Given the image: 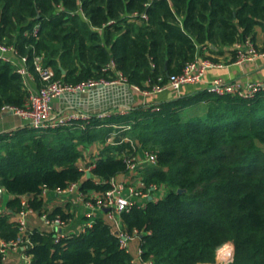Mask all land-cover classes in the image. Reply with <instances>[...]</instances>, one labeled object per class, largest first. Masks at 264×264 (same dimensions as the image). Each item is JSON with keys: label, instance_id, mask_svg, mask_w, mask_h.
<instances>
[{"label": "trees", "instance_id": "16d2710c", "mask_svg": "<svg viewBox=\"0 0 264 264\" xmlns=\"http://www.w3.org/2000/svg\"><path fill=\"white\" fill-rule=\"evenodd\" d=\"M258 28L264 32V0H0V41L30 58L43 52L56 77L73 83L116 77L103 70L113 61L131 84H164L205 47L215 50L247 38L257 45ZM26 94L16 66L0 58V109L22 106ZM201 101L206 112L184 118L183 110ZM92 117L86 129L26 126L0 132V186L14 195L10 208H23L20 196L31 193L28 206L41 210L44 190L64 189L83 177L77 165L82 145L105 142L110 123L130 124L121 135L158 153V164L144 171L146 182L166 188L163 197L121 213L127 231L141 235L142 260L211 263L217 248L232 242L228 264H264V90L253 98L204 90L135 105L127 114ZM132 148L126 140L106 143L91 169L103 182L89 177L80 189H107L127 169L125 155ZM57 215L66 217L60 207L48 214ZM18 236V222L0 212V237ZM29 236L30 264H133L100 216L79 233L58 237L33 229ZM226 249L232 251H219Z\"/></svg>", "mask_w": 264, "mask_h": 264}, {"label": "built area", "instance_id": "2783aa9c", "mask_svg": "<svg viewBox=\"0 0 264 264\" xmlns=\"http://www.w3.org/2000/svg\"><path fill=\"white\" fill-rule=\"evenodd\" d=\"M38 28L35 27L34 35H37ZM237 59L246 60L254 58L258 53L257 46L250 39L247 38L244 41L236 43ZM0 58L4 61L11 62L16 66V71L21 74L23 81V89L26 91V98L22 106L15 105H4L0 109V113L11 112L15 115L20 116L25 121V125L29 128L44 130L48 128L64 127L68 126L71 128H88L93 119V115L97 114L100 119H105L109 114V111L99 112V113H89V112H64L59 113L54 107V100L59 96L66 93H87L96 88L112 85L115 83H129L128 78L121 71L116 69L115 62L109 63L103 68L104 71H113L116 75L114 78L102 77L99 79L89 78L87 80L80 81L78 83H73L64 80L63 78H57L55 70L52 66L46 65L44 61V53L34 52L31 58L28 55L19 54L18 49L13 44H6L0 41ZM215 65L214 62L207 58L196 57L193 60L188 61L184 68L178 72L170 75L168 80L164 84L154 83L150 84L149 81L146 85H151V87L142 88L139 85L133 84L137 89L143 90L145 93L161 91L165 88L172 87L175 89L181 88L185 84L196 83L200 81L206 70ZM36 76L40 79V86L38 89L33 88L29 81L34 79ZM158 79H162L159 77ZM131 84V83H130ZM209 92H214L220 95H237L245 98H253L260 91L264 90V81H249L244 82L241 79L226 80L223 77H216L210 81L208 88ZM158 108V107H155ZM130 110L129 108H124L119 114H126ZM79 120H83L78 122ZM116 131L111 132L107 136L108 143L119 144L121 141L126 140L132 143V152L125 155V161L127 163V169L125 171L135 172L137 178V183H132L131 181L118 180L112 177L109 180V187L103 191H97L95 196L90 197L87 203V221L86 227L92 226L96 217L100 212H104L110 220H114V230L120 237L121 246L127 251L130 250L129 239L131 238V233L127 230L122 229V224L117 215L121 216L123 211H128L132 206H145V204L139 202L140 199H146L152 191L163 190L165 191V186L157 185L155 183L149 184L146 182L144 173L141 171L142 165L152 166L158 164L159 157L156 151L144 150L143 162L138 159V148L135 146L133 140L128 136L117 141L114 135L123 129L130 128V124L120 125L117 123H110ZM95 162L90 164L85 171H91ZM80 181L71 182L66 188L58 190H80ZM45 191V190H44ZM5 190L0 186V198L2 197ZM33 210L27 203L24 204L22 210L20 211V216L18 218L19 225V236L16 239L6 241H0V252L2 253L3 259L7 256L9 249L16 248L20 245L23 246L24 261L22 264H30L32 255L27 253L26 248L32 245L30 241L29 234L32 232L26 222V211ZM43 217L49 222L62 224L65 219L60 215L55 218L50 219L48 214H43ZM118 219V220H117ZM138 234L139 232L135 230ZM62 237V236H58ZM228 247L232 251L225 255L220 256L219 250L223 247ZM142 248L139 250L140 257L133 258V264H151V260H142ZM234 258V244L232 242H226L217 248L216 260L210 264H228ZM209 264V263H202Z\"/></svg>", "mask_w": 264, "mask_h": 264}, {"label": "crops", "instance_id": "0c3cea01", "mask_svg": "<svg viewBox=\"0 0 264 264\" xmlns=\"http://www.w3.org/2000/svg\"><path fill=\"white\" fill-rule=\"evenodd\" d=\"M257 39L256 46L259 53L251 59L238 60L233 58L234 50L236 49L235 42L231 46H224L222 48H215L211 50L205 47L201 51V58H207L215 63V65L209 67L203 78L196 82L185 84L179 89L172 87L165 88L161 91L145 93L141 89H137L133 84L130 83H115L112 85L96 88L87 93H66L59 96L54 100V107L59 113L64 112H89V113H101L109 111V114H118L124 108H131L135 105H145L149 106L152 104H160L164 101L176 100L178 98H183L186 96L195 95L198 92H202L208 88L210 81L216 77H223L226 80L241 79L244 82L249 81H264V36L261 34L264 32L258 28L257 29ZM30 85L38 89L40 86V79L36 76L34 79L29 81ZM206 102L201 101L196 105H191L183 110L184 118L187 116L200 115L206 112ZM129 111V110H128ZM127 114V113H126ZM108 115V116H110ZM107 116V117H108ZM108 125V124H107ZM26 127L24 119L20 116L15 115L11 112L0 113V132L17 130ZM116 131L113 128L112 132ZM111 132V135L113 133ZM122 130H119L115 135V140L118 141L120 137L124 138L127 135H121ZM109 141L106 139L103 142L100 139L94 140L87 145H82V156L78 159L77 165L80 168L87 169L88 166L94 163L106 143ZM143 148H138V159L143 162L144 155ZM141 171L146 170L148 166L141 164ZM91 177H94L93 174ZM89 178L87 176V171H85L80 183ZM114 178L118 180L131 181L132 183H137V176L135 172L121 171L117 173ZM97 182H103L100 177H94ZM97 193L96 189H88L84 191L83 189L75 190H45L40 198H43V207L41 210H27L26 211V222L30 229H38L40 231H46L54 233L55 236L71 235L74 233H79L85 229V224L87 221V203L86 201L95 196ZM165 191H152L151 194L146 199H140L141 203L146 204L149 200H157L163 197ZM9 192H4L0 198V212L11 214V220L18 222L20 216V210H14L8 206V201L13 198ZM34 194H24L21 195L22 207L28 202L30 198H33ZM62 208L65 212V221L62 224L53 223L47 221L43 214H51L56 208ZM103 217L107 222L111 224L114 230V220H110L104 212H100L98 217ZM122 224V229L127 230L122 222L121 216L117 215ZM117 219V220H118ZM131 238L129 239V252L132 254L133 258H139L141 249V235L136 233L134 230L131 233ZM3 238L0 237V241ZM23 246L20 245L16 248L9 249L7 256L3 259V264H22L24 261ZM202 264V263H197ZM210 264V263H209Z\"/></svg>", "mask_w": 264, "mask_h": 264}, {"label": "bare ground", "instance_id": "6f19581e", "mask_svg": "<svg viewBox=\"0 0 264 264\" xmlns=\"http://www.w3.org/2000/svg\"><path fill=\"white\" fill-rule=\"evenodd\" d=\"M228 252H230V253H231V251H230V250H228V249H226V250H221V251H219V255H220V256H222V255H225V254H227Z\"/></svg>", "mask_w": 264, "mask_h": 264}, {"label": "water", "instance_id": "95a60500", "mask_svg": "<svg viewBox=\"0 0 264 264\" xmlns=\"http://www.w3.org/2000/svg\"><path fill=\"white\" fill-rule=\"evenodd\" d=\"M62 71H63L64 74L66 73V70L64 68H62ZM87 176L91 177L92 176V172L91 171H87Z\"/></svg>", "mask_w": 264, "mask_h": 264}, {"label": "rangeland", "instance_id": "374dc122", "mask_svg": "<svg viewBox=\"0 0 264 264\" xmlns=\"http://www.w3.org/2000/svg\"><path fill=\"white\" fill-rule=\"evenodd\" d=\"M261 36L263 37L264 36V33L263 34H261ZM159 191V190H158Z\"/></svg>", "mask_w": 264, "mask_h": 264}]
</instances>
